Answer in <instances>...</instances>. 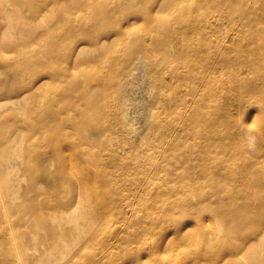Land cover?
I'll return each mask as SVG.
<instances>
[{"label":"bare ground","instance_id":"obj_1","mask_svg":"<svg viewBox=\"0 0 264 264\" xmlns=\"http://www.w3.org/2000/svg\"><path fill=\"white\" fill-rule=\"evenodd\" d=\"M174 1L179 0H0V73L2 70H10L12 78V81L6 84L0 77V95H10L14 97L17 105L20 104V106L3 108L0 111L2 130L0 132V223L5 222L2 220H7V216L14 214L18 220L29 218L34 224L40 226L39 228L46 234L40 239L43 240L47 249L46 254L52 261L58 262L67 254L59 256L53 254L60 240L71 244L72 248L75 244H80L73 254L66 258L65 264H97L103 257L86 251L82 244L84 242L82 232L76 233L80 224L79 214L74 209H67L66 203L61 201L60 192L63 189L61 191L56 189L59 184L52 167L55 163L72 178L73 182L75 181L84 189L94 214L100 219L112 211L123 216L122 203L110 204L109 208L105 205L109 200L126 195L123 193L124 186L132 184L140 190L146 189L154 195L155 199L160 198L162 201L160 208L164 210V215L171 216L177 213L182 217L181 224L188 218L210 214L211 221L214 226L216 224L218 232L205 231L200 240L201 243L193 235L183 234L182 238L186 244L196 243L197 246L190 252H180L175 247L176 243L170 242L167 248H170L172 254H181L184 258L194 259L195 256L198 257L202 247L210 246L213 248L212 264H243L241 259H247L248 264H259L264 258L263 252L260 251L258 255L261 257L258 260V255L251 254L252 251L249 252L247 247L253 242H264V167L256 168V159H250L241 154L235 157V161L241 165V174L232 173L230 166H227L231 161L229 157L218 156L222 148H226L230 143L227 138L216 137L210 127L197 133L196 139H201L199 143H202L198 156L193 150L184 151L178 156L177 161L185 162L192 159L200 165L199 169L193 171L182 169L176 174V177L193 180L190 183L192 190L188 194L184 191L183 195H175V191L183 185L178 182L168 183L171 179L166 175V171L159 175L160 185H151L150 176L145 175V170L149 168L157 171L159 164L150 160L142 164L137 161L139 155H147V152L137 154L123 150L119 158L111 156L101 158L105 164L98 163L93 172L95 185L98 187L85 185L86 177L81 172L72 170L65 163L68 158L73 160L89 155L92 159L98 160L101 155L100 149H92V144L87 141L84 144L75 143L64 148L62 138L71 133L70 130L84 137L89 129H93L96 136L101 138L103 153L105 149L108 152L113 151L112 144L115 141L110 133L106 132H118V127L117 125L112 127L113 121L109 118L121 121L125 117V111H122L120 96L107 97L104 81L109 76L110 70L102 71L105 63L106 67L118 66L117 74L112 73V75L117 76L119 81L115 82L113 87L122 93L128 91L126 94L128 95L133 90L132 79L135 78L136 72L141 71L148 76L155 87L159 80L163 79L164 72L176 71L169 65L170 70L167 68L166 57H171L178 48L183 49L182 54L185 56H195L202 49L201 44L193 46L187 42L178 43L174 35L170 34L172 32L164 27V21L170 16L168 14ZM195 1L203 2L205 5L214 2V0ZM155 2L157 5H154ZM61 6H65L66 11L74 9L67 14L60 10ZM257 14L259 17L263 15L259 12ZM70 16L79 20V24L73 28L53 27L58 21ZM49 17L52 18L50 25L45 20ZM202 23L203 21L199 22V24ZM199 24H194L193 28L200 31L203 26ZM41 25L46 26L42 28ZM246 35H237L235 38L243 40L238 45V57L245 55L248 50H256L262 41L257 38V32L254 30L246 32ZM61 39L69 40L68 45L57 48L54 44ZM224 41L226 43L228 38ZM79 42L96 48V51L91 52L80 47ZM107 49H116L122 53V59L117 55L115 59L109 60L106 57ZM261 55L262 62H254V64L264 68V54ZM153 65L159 67V70L154 73L150 70ZM193 68L195 66L191 68L194 71ZM95 70H100V73L94 77ZM23 73L28 74L31 80L34 76L45 77L50 81L58 80L60 86L69 91L57 95L51 92V89L47 90L44 86H48L47 79L30 82L28 86L19 89L16 86H20L18 78ZM209 78L203 77L199 82L207 81ZM262 78L264 79V75ZM259 79L255 77L253 81L256 82ZM93 91L96 92L95 98L91 95ZM155 91H148L150 93L148 96H151L153 100L151 102H158V92ZM241 96L245 98V95ZM252 97H256L264 107V91L253 92ZM60 98L62 105L57 111L52 107L55 100L59 101ZM201 104H204V101ZM148 113L146 108L145 115ZM197 116L204 119L200 113ZM6 124L10 132L6 129ZM261 125L264 126V118ZM244 129V126L237 125L231 128V132L240 134ZM196 139L192 136L187 137L188 148H191ZM160 142L159 136L154 137V145H159ZM45 154H48L47 157L42 159ZM215 157L223 159L224 164L221 166L218 161V165L215 166ZM114 164L122 165L125 169L113 172L108 166ZM162 164L166 167L165 162ZM224 166L226 168L221 172L220 167ZM136 167H141L144 175H132L131 172ZM15 169L29 180L25 188L27 190L37 189L38 192L42 184H49L52 187L41 198L42 210L49 211L56 216V219L65 220L67 224L51 231L46 228L42 211L38 209L39 205L30 204L27 201L18 203L11 201L15 193L8 192L10 187L7 174ZM215 174L232 179V185L220 190L215 184ZM226 179L221 178V181ZM235 183L241 184L240 188L235 187ZM246 187L250 189L248 192L244 191ZM238 189L239 193H237ZM223 195L230 198L229 202L221 203L220 197ZM44 196L47 200L43 199ZM191 196L196 197V201H191ZM140 205L133 204L132 210H136ZM236 206H239V209ZM136 217L129 216L127 220L137 222L139 226L144 223L142 219ZM9 221L14 223L12 219ZM164 222L169 226L179 224L170 217L167 220L164 219ZM164 222H154L152 219L149 223L145 222L147 224L145 229H151L154 235L164 236L165 232L159 229L158 224ZM14 226L15 224H10L4 229V226L0 224V244L19 241L17 248L20 252L15 257H22L26 255V249L33 245H28V235H14L7 232ZM252 228L258 232L256 238L249 237ZM141 230H134L127 234L129 238L139 241L142 237ZM120 236L121 234H117V240ZM92 239L95 240L94 236ZM101 240L104 247L110 243V239L105 236ZM165 241L166 239L161 245L150 248L151 251L143 250L145 251L143 252L140 247L135 246L132 253L134 264H162V257L157 258V256L163 252ZM215 244L219 245L216 255ZM141 253L151 255L153 259L144 261L141 256L144 254ZM226 256H231L232 259L225 260ZM2 260L3 258L0 261ZM196 262L198 263V259ZM179 264H187V261L184 260Z\"/></svg>","mask_w":264,"mask_h":264},{"label":"rangeland","instance_id":"obj_2","mask_svg":"<svg viewBox=\"0 0 264 264\" xmlns=\"http://www.w3.org/2000/svg\"><path fill=\"white\" fill-rule=\"evenodd\" d=\"M154 5H157V3L155 2ZM65 8V6H61L60 10L67 14L74 9L71 8L66 11ZM116 12L118 13V11ZM257 12L263 15L259 17ZM168 16L169 18L166 17L164 21V27L167 31L172 32L170 34L174 35L178 43L187 42L193 46L201 44L202 49L195 56H185L182 54L183 49L178 48L171 57H166V60L168 59L166 62L167 68L170 70L169 65L171 68H175L176 71L174 73L164 72L163 79L159 80L155 87L154 84H151L152 81L148 76H145L141 71L136 72L135 78L132 79L133 90L128 95H126L128 91L122 93L113 87V84L119 81L117 76L112 75V73L117 74L118 66L106 67V63L102 66L103 72L106 69L110 70L109 76L104 81L107 97L120 96L125 117L121 121H117L115 118H109L110 116H108L113 121L112 127L116 125L118 127V132H106L110 133L115 141L112 144V152H108L105 149L103 153L101 138L96 136L93 129H89L84 137L70 130L69 132L71 133L62 138L64 148L75 143L84 144L87 141L92 144V149L99 148L101 151L98 160L92 159L89 155H83L79 159L70 160L68 158L65 162L72 170L81 172L86 177V180H84L86 182L85 185L98 187L95 185L93 172L98 163L101 165L105 164L101 158L106 156L119 158L123 150L133 151L137 154L147 152V155H139L137 161L142 164L150 160L159 164L157 171L149 168L145 170V175L149 174L150 176L151 185H160L159 175L166 171V175L171 179L168 183L178 182L183 185L175 191V195H181L184 191L188 194L192 190L190 183L193 180L185 177H176V174L182 169H189V171L199 169L200 165L192 159L185 162L177 161L178 156L188 150H193L194 154L198 156L201 152L199 148L202 143H199L201 139H196L197 133L200 130L209 129L208 127L214 131L216 137L220 136L228 139L230 144L226 148H222L218 156L229 157L231 161H229L227 166H230L232 173L241 174V165L238 161H235V157L241 154L247 158L256 159V168L264 167V126L261 125L264 118V107H262V103L256 97H252L253 92L264 91V79H261L264 75V68L257 67L254 64V62L261 63L263 59L261 54H264V0H214L209 5H205L203 2H196L195 0H179L174 1ZM19 19L23 20L21 17ZM50 19L52 18L45 19L49 25L51 24ZM200 21H203V23L199 24ZM78 24L79 20H75L70 16L58 21L53 27L73 28ZM194 24H199V26L203 27L198 31V29L193 28ZM46 25H41V27L44 28ZM24 26L28 27L29 25ZM251 30L257 32V38L262 41L256 47V50H248L245 55L238 57V45L243 40L235 38L237 35L247 36L246 32ZM226 38H228V41L225 43L224 40ZM68 42L69 40L61 39L54 45L57 48H64L68 45ZM78 44L91 52L96 51V48L83 42ZM117 55L122 59V53L116 49H107L106 51V57L109 60L115 59ZM196 63H198L199 67L196 66ZM194 66L193 71L191 68ZM150 70L154 73L159 70V67L153 65ZM99 71L95 70L94 77L99 75ZM0 77L6 84L12 81L10 70H2ZM203 77L210 78L207 81L199 82ZM255 77L260 79L254 82L253 79ZM18 79L20 86L16 87L21 89L23 86H28L30 82H39L47 78L34 76L33 80H31L28 74L23 73ZM47 80L48 86L44 85L47 90L51 89V92L57 95L61 92L69 91L67 88L60 86L58 80ZM149 90L158 92V102H151L152 98L148 96L150 94ZM95 94L96 92L93 91L91 94L93 98L97 97ZM241 95H245V98ZM15 101L14 97L10 95H0V111L3 108L20 106ZM203 101L204 104H201ZM61 105L62 99L60 98L59 101L55 100L52 108L58 111L61 109ZM146 108L149 111L147 115H145ZM198 113L202 114L204 119L198 118ZM237 125H242L245 128L240 134L231 132V128L233 129ZM5 127L10 132L7 124ZM0 132H2L1 127ZM156 136L161 138L159 145H154L153 143ZM188 136L196 139L191 148H188L186 143ZM47 155H43L42 159H45ZM218 161L221 166L224 164L222 163L223 159L215 157V166L218 165ZM162 162L166 163V167H163ZM172 162L174 163L171 165ZM52 167L55 170L56 181L59 184V187H56V185L55 187L60 191L63 189L60 192L61 201L66 203L67 209H74L79 214L80 224L76 229V233L82 232L81 236L84 241L82 244H84L85 250L92 254L103 256L97 264H134L132 253L135 246L140 247L142 251H151L150 248L155 245H161L165 239L166 245L162 248L163 252L157 256V258L162 257V264H179L184 260L187 261V264L213 263V258H211L213 248L210 246L202 247L198 257L195 256L194 259L190 257L184 258L181 254H172L170 248H167L170 242H175V247L180 252H190L197 244H186L182 238L183 234L189 233L201 243L200 240L205 231L218 232L216 224L214 226L211 221L212 216L210 214L188 218L185 223L181 224L180 220L182 217L177 213H173L171 216L164 215V210L160 208L162 205L160 198L155 199L154 195L146 189L142 188L140 190L139 187H135L132 184L124 186L123 193L126 195H123L122 198L109 200L105 205V207L109 208L110 204L122 203L123 216H119L112 211L103 219H100L94 214L92 204L85 196L84 189L75 181L73 182L72 178L65 174L56 163ZM108 168L113 172L125 169L124 166L119 164L108 166ZM225 168L226 166L220 167V171L222 172ZM143 172L144 170L141 167H136L131 174L140 175ZM7 176L10 187L8 192L13 191L15 193L11 200L12 202L27 201L30 204L39 205L38 209L42 211V218L45 219L46 228L51 231L67 224L65 220L56 219V216H53L49 211L42 210L41 198L52 188L49 184L39 186L38 192L37 189L31 191L25 189L29 183L27 177L16 171V169L14 171L10 170ZM220 176L215 174V184L218 185L220 190L223 187L226 188L228 185H232V179ZM221 178L226 179V181H221ZM234 185L240 188L241 184L235 183ZM249 190L248 187L244 188L245 192ZM237 193H239V189ZM43 199L47 200L45 196ZM190 199L191 201H196V197L191 196ZM229 200L230 198L224 195L220 197L222 204L229 202ZM137 203L141 205L133 211L132 205ZM236 207L238 208L239 206ZM129 216L140 218L144 223L139 226L137 222L128 221L127 218ZM168 217L176 220L179 224L177 226H169L164 222V219L167 220ZM6 218L7 220H2L5 222L0 223L4 226V229L10 224H15L7 232H11L14 235H28V245L33 246L26 249L25 256L15 257L20 252L17 248L19 241H8L6 244H0V260L3 258L0 263L2 264H65L66 258L70 257L80 245L75 244L72 248L71 244L60 240L57 244V249L53 250V254L56 256L67 254L64 259L58 260V262L52 261L46 254L47 249L42 242L43 240L40 239L41 236L44 238L43 235H46L39 228L40 226L34 224L29 218L18 220L14 214ZM11 219L14 223L9 221ZM152 219H154V222H164L158 223L159 229L165 232L164 236L154 235L151 229H145L147 227L145 222L149 223ZM140 229H142L141 240L136 241L133 238H129L127 233ZM122 233H125V235H122ZM117 234H121L118 240ZM91 236H94L95 240ZM104 236L110 239V243L106 247L103 246L101 240ZM257 236V230L252 228L249 232V237L256 238ZM247 247L249 252L252 251L251 254L258 255L262 251L264 255V242H253ZM218 250L219 245L215 244V255ZM150 254L153 256L151 252ZM147 255H141L143 256L142 259L151 261L153 257ZM260 257L258 255L257 259L259 260ZM197 259L198 263L196 262ZM231 259V256L225 257V260ZM241 260L243 264H248L247 259ZM259 264H264V258Z\"/></svg>","mask_w":264,"mask_h":264}]
</instances>
